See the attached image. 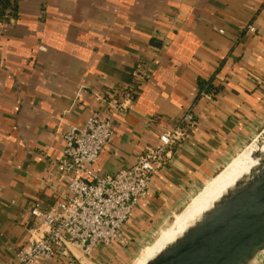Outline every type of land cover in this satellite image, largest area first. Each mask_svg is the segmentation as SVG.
Segmentation results:
<instances>
[{"label":"crops","instance_id":"0c3cea01","mask_svg":"<svg viewBox=\"0 0 264 264\" xmlns=\"http://www.w3.org/2000/svg\"><path fill=\"white\" fill-rule=\"evenodd\" d=\"M208 80L218 94L202 92ZM129 91L101 176L131 167L193 106L196 116L132 211L130 243L172 221L264 128V0H0V264L18 263L35 204L68 198L64 133ZM107 250L120 247L88 263H108Z\"/></svg>","mask_w":264,"mask_h":264},{"label":"built area","instance_id":"2783aa9c","mask_svg":"<svg viewBox=\"0 0 264 264\" xmlns=\"http://www.w3.org/2000/svg\"><path fill=\"white\" fill-rule=\"evenodd\" d=\"M247 29L255 31L253 25ZM132 96L129 91L121 101L108 99L105 112L94 113L84 126L69 127L64 133L60 170L68 198L32 207L34 226L27 246L18 252L17 264H89L97 248L128 246L123 229L132 211L147 197L153 174L172 159L176 146L186 141L196 124L193 106L175 126L163 130L156 143L146 146L131 167L101 176L94 165L111 140L115 116L127 111Z\"/></svg>","mask_w":264,"mask_h":264},{"label":"water","instance_id":"95a60500","mask_svg":"<svg viewBox=\"0 0 264 264\" xmlns=\"http://www.w3.org/2000/svg\"><path fill=\"white\" fill-rule=\"evenodd\" d=\"M263 141L264 128L194 195L185 209L236 159ZM251 157L257 165L249 174L145 264H264V153L256 151Z\"/></svg>","mask_w":264,"mask_h":264},{"label":"bare ground","instance_id":"6f19581e","mask_svg":"<svg viewBox=\"0 0 264 264\" xmlns=\"http://www.w3.org/2000/svg\"><path fill=\"white\" fill-rule=\"evenodd\" d=\"M260 151L264 153V141L259 147L251 148L241 157L236 159L226 171L218 176L206 189L192 200L185 211L176 217L173 225L166 232L162 233L156 243L148 249L137 264H145L160 252L165 245L173 241L190 224H192L202 213L210 209L213 203L221 197L230 187H232L241 177L249 174L250 170L257 165V162L251 157L253 153Z\"/></svg>","mask_w":264,"mask_h":264},{"label":"rangeland","instance_id":"374dc122","mask_svg":"<svg viewBox=\"0 0 264 264\" xmlns=\"http://www.w3.org/2000/svg\"><path fill=\"white\" fill-rule=\"evenodd\" d=\"M173 221L174 219L164 225L163 222H167V219H163L160 223H157L153 226L148 225L143 230V232L147 233L146 236L139 238L137 241L133 239L126 248L119 246L120 247L119 251L113 252L107 250L105 255L110 257L111 260L108 261V263L106 264H137V262L141 259L144 253L148 249L153 247V245L156 243L157 239H159L161 234L166 232L169 228H171ZM153 223L154 222H152L151 224ZM132 242H133V246H132Z\"/></svg>","mask_w":264,"mask_h":264},{"label":"trees","instance_id":"16d2710c","mask_svg":"<svg viewBox=\"0 0 264 264\" xmlns=\"http://www.w3.org/2000/svg\"><path fill=\"white\" fill-rule=\"evenodd\" d=\"M200 88L207 95H216L221 91V87L215 86L213 80L200 81Z\"/></svg>","mask_w":264,"mask_h":264}]
</instances>
